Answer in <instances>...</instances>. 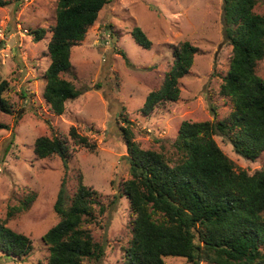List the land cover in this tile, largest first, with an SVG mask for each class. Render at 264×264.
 <instances>
[{"label":"rangeland","instance_id":"obj_1","mask_svg":"<svg viewBox=\"0 0 264 264\" xmlns=\"http://www.w3.org/2000/svg\"><path fill=\"white\" fill-rule=\"evenodd\" d=\"M223 5V0H110L84 40L72 49L73 68L63 77L83 94L67 101L62 115L54 114L43 96L58 0H13L0 7V83L9 82L4 95L15 109L0 116V123L8 126L0 129V220L29 236L33 244L26 259L0 251V264H46L49 249L43 236L60 220L54 208L60 188L64 183L72 197L81 180L100 193L106 206L99 222L89 225L105 254L100 260L86 258L82 264L124 263L134 216L128 198L121 196L122 184L131 174L120 125L128 117L142 148L176 157L173 142L183 121L213 120V106L219 119L229 116L232 102L222 95L221 85L230 67L232 45L224 36ZM254 9L264 15V0ZM136 26L153 42L150 49L133 38ZM35 29L45 30L39 41L31 32ZM181 41H190L199 52L180 80L179 99L143 114L147 95L162 85L173 64V48ZM256 70L264 78V58ZM18 110L22 117L15 122ZM72 127L95 147L76 143L69 135ZM54 134L67 139V163L58 155H35V140ZM215 139L238 167L252 174L264 166V152L251 161L237 154L227 139L219 135ZM32 194L35 200L29 208L8 218L11 208ZM165 261L188 264L182 257Z\"/></svg>","mask_w":264,"mask_h":264},{"label":"trees","instance_id":"obj_2","mask_svg":"<svg viewBox=\"0 0 264 264\" xmlns=\"http://www.w3.org/2000/svg\"><path fill=\"white\" fill-rule=\"evenodd\" d=\"M12 1L0 0V7ZM109 1L58 0L43 93L56 115L64 113L67 101L83 94L63 74L73 68V47L84 40ZM223 1L224 36L232 45V57L221 93L231 99L229 116L219 119L213 106V120L183 121L173 142L176 157L142 148L128 117L120 125L131 174L122 184L121 196L128 198L134 216L123 264H167L166 257H182L188 264H264V166L252 174L238 167L215 139L216 135L227 139L237 154L251 161L264 152V78L256 70L264 58V15L254 9L259 0ZM31 32L37 41L45 35L44 29ZM132 36L145 49L153 45L139 26L133 28ZM198 52L190 41L174 46L173 64L160 88L147 95L143 114L179 99L180 80L189 73ZM8 88L9 82L3 80L0 116L15 113L4 95ZM16 113L15 122L22 117V111ZM6 127L0 123V129ZM69 135L79 145L95 147L75 127ZM34 144L37 158L58 155L69 161V144L59 135L40 136ZM34 200L32 194L20 201L8 212V218L27 210ZM54 208L60 220L43 236L49 249L46 264L102 259L105 246L95 240L89 228L99 222V213L106 211L100 193L81 180L69 197L63 183ZM0 251L26 259L33 251L32 240L0 220Z\"/></svg>","mask_w":264,"mask_h":264}]
</instances>
